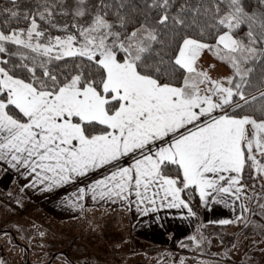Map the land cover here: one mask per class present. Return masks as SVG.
Returning a JSON list of instances; mask_svg holds the SVG:
<instances>
[{"label":"snow or ice","instance_id":"6c2138e0","mask_svg":"<svg viewBox=\"0 0 264 264\" xmlns=\"http://www.w3.org/2000/svg\"><path fill=\"white\" fill-rule=\"evenodd\" d=\"M256 2L261 11L249 12L246 0H184L173 13L176 0H144L148 11L130 27L119 10L109 18L105 0H36L23 13L8 0L0 162L48 189L103 169L88 186L92 198L134 194L145 213L159 202L194 215L181 199L190 188L205 205L227 204L246 166L264 174V101L259 119L241 114L259 99L246 93L249 65L264 62V0ZM205 51L231 74L211 78Z\"/></svg>","mask_w":264,"mask_h":264},{"label":"crops","instance_id":"0c3cea01","mask_svg":"<svg viewBox=\"0 0 264 264\" xmlns=\"http://www.w3.org/2000/svg\"><path fill=\"white\" fill-rule=\"evenodd\" d=\"M204 65H206L205 70H207L211 63H205ZM208 70L209 74L213 73L210 71L211 68ZM218 70L217 72L224 74L222 71L225 70ZM224 76L227 75L225 74ZM131 162V159L125 158L120 163L123 166H127ZM23 173V169L17 171L0 162V209H2L4 203L3 197L7 195L13 198L15 202L17 200L25 207L38 211V219L45 218L48 224H51L50 222L53 220L52 224L58 223L71 230L78 229L79 237L84 234L83 230H86V236H88L87 230L95 225L105 227L112 223L124 224L126 226L125 238H127L125 240L130 241L133 245H141L143 248L139 249L146 251V258L150 257V254L154 251L160 254L173 253L179 252L183 247H187L192 253L187 252L184 256L177 257L176 255L172 258H175V261H180L181 264H222L221 260L215 256L211 257L208 254H203L204 252H210L206 246V239L209 240L208 237L210 236L215 237V233L211 231L223 230L226 232L231 230V232H235L233 233L234 238L231 244H228V246L224 245V251L227 252L232 249L235 242H239L238 244L241 247L240 243L244 237L239 231H243V226L249 222V220L245 219L248 185L244 181L243 176L241 184L238 185L241 188L240 193L236 194L234 192L233 195L226 197L227 204L213 203L210 200L205 205L199 198V215L194 212V215H189L188 209L183 207L167 208L161 206L159 202L156 211L147 213L143 210L138 211L134 194L129 196L128 201L115 199V202H113L112 200H99L98 198L94 200L87 189L95 180L103 178L106 174L103 169L84 178H74L73 181L50 189H48L47 183L32 185L33 178L30 176L25 178ZM81 188L85 189L83 198L80 197L79 190ZM181 199H183L182 196ZM143 207L150 208L152 206L145 204L142 205ZM110 213H112L111 218L106 219ZM225 220L229 221V223H221V221ZM39 221L36 222L37 225L40 223ZM93 233L94 231L90 235ZM239 246L238 248H240ZM139 249L133 247L129 251L131 261L128 264H144L138 261L140 254L144 256L145 253ZM123 255L124 253H117L116 256L125 258ZM135 258L137 259L135 260ZM228 259H230L228 264H232L231 262L233 264H241V262H236L231 258ZM159 263L163 262L159 261Z\"/></svg>","mask_w":264,"mask_h":264},{"label":"rangeland","instance_id":"374dc122","mask_svg":"<svg viewBox=\"0 0 264 264\" xmlns=\"http://www.w3.org/2000/svg\"><path fill=\"white\" fill-rule=\"evenodd\" d=\"M205 63H211L207 68H211L210 71L213 73L210 72L209 76L213 79H222L226 77L225 74L227 76L231 74V69L211 52L205 51L202 54L200 64L203 66ZM218 69L225 70L222 71L224 74L217 72ZM257 94L260 92L255 95ZM263 177L264 174H258L252 169L253 181L247 183L248 192L246 191L245 219L249 222L243 226V231H239L244 237L240 243L241 247L239 242H235L232 249L225 252L224 245L231 244L235 232L231 230L211 231L215 233V237L210 236L209 240L206 239V246L210 252L203 254L215 256L221 260L222 264H228L230 261L228 258L241 262V264H264ZM3 202L2 209H0V264H124L126 262L128 264L131 261L129 251L133 247L143 248L141 245H133L125 240L127 238H125L126 226L124 224L112 223L105 227L95 225L87 230L89 235L94 231L92 235L87 234L86 236V230H83L84 234L81 232L82 236L79 237L78 229L71 230L58 223L52 224L53 220L51 224H48L45 218H39V221L38 211L25 207L17 200L15 202L7 195L3 197ZM111 216L112 213L106 219H110ZM37 221L40 222L38 225ZM71 237H73L71 240H75V244L72 249L68 250L67 245ZM139 250L145 252L144 256L140 254L138 258V261L144 264H160L159 261L163 262L161 264H181L172 257L184 256L190 252L189 248L183 247L179 252L169 251L173 253L160 254L154 251L150 257L146 258V251ZM117 253H124L125 258L117 257Z\"/></svg>","mask_w":264,"mask_h":264},{"label":"trees","instance_id":"16d2710c","mask_svg":"<svg viewBox=\"0 0 264 264\" xmlns=\"http://www.w3.org/2000/svg\"><path fill=\"white\" fill-rule=\"evenodd\" d=\"M96 3L99 2V0H95ZM106 3L110 4L111 7L109 9L110 13L112 15L109 16L110 19H115V13L117 10H119L121 13H124L128 16V18L131 20V26L139 27V21L143 19V15L148 10L144 7V0H123L124 7L120 8L118 0H105ZM181 3H184V0H176V5L173 7L172 11L175 13V11L178 9L179 5ZM189 3L193 6L196 5L197 0H189ZM247 4V10L249 12L256 10L261 11L262 9L257 4L256 0H246ZM5 7H11V5L8 3V0H0V9H3ZM36 7V0H18V8L17 11L23 13L24 11L31 10ZM151 15L155 18L157 16L156 13H151ZM189 17L191 16V13H188ZM7 17V13H4L3 16H0V26L4 25L5 18ZM24 23L20 22L17 24L15 21H12L8 27L15 28V27H24ZM247 29L246 27L240 32V36L246 39L245 33ZM251 67H253V72L250 76V85L246 88V93L248 96V99L251 100L253 96L258 97L259 99L256 101H253V107L246 109L245 112L241 113L242 115H251L255 116L256 118H260V112L258 109L260 108L261 102L264 101V97H261V93L264 92V62H253L250 63ZM260 92V94L255 95L256 93ZM174 175V173H173ZM243 179L246 183H252V169L250 167H247L244 169L242 173ZM264 181V177H263ZM182 187V184L179 185ZM182 198L190 205V208L192 211L199 215L200 213V207H199V197L198 194L195 192L194 189L190 188L185 190L181 193ZM75 240H70L67 245L68 250L73 248V245L75 244ZM124 264H127L124 263Z\"/></svg>","mask_w":264,"mask_h":264}]
</instances>
